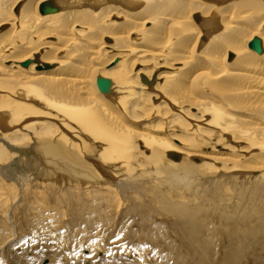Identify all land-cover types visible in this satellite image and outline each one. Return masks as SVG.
Wrapping results in <instances>:
<instances>
[{
  "label": "bare ground",
  "instance_id": "6f19581e",
  "mask_svg": "<svg viewBox=\"0 0 264 264\" xmlns=\"http://www.w3.org/2000/svg\"><path fill=\"white\" fill-rule=\"evenodd\" d=\"M43 1L0 0L10 238L41 195L87 247L106 246L91 235L112 212L149 244L161 215L192 264H211L217 235L219 264L263 246L264 0H50L58 9L42 12Z\"/></svg>",
  "mask_w": 264,
  "mask_h": 264
},
{
  "label": "rangeland",
  "instance_id": "374dc122",
  "mask_svg": "<svg viewBox=\"0 0 264 264\" xmlns=\"http://www.w3.org/2000/svg\"><path fill=\"white\" fill-rule=\"evenodd\" d=\"M21 199L23 200L24 197ZM44 202L46 203V196L38 195V203L40 204L33 205V208L31 207L27 214L22 215L21 213H16L12 217L16 234V237L13 239L10 238L12 232H7V224L1 223L0 264H175V260H181L180 262H182V264H190L192 261L191 255H189L190 251L187 247L188 245H184L187 244V242H183L184 244L180 243L184 240H180L175 232L167 227L161 215L160 217L158 215V217L155 216L154 218L155 223L162 226L159 227L160 230L157 229V235L154 236L156 238L155 242L151 244H149L148 241H144L143 232H141L133 222L124 225L127 219H124L121 214V217L118 216L116 219L114 218L113 221L110 220V218L113 217V212L110 218H108L110 214H107L108 216L105 215V218H99L98 216V220L101 219L100 221L102 222L99 228L92 232L91 236H98L104 238V240L106 239V246L103 248H96L87 247V243H85L84 240L86 237H84L85 233L81 232L79 229L71 231V229L64 224L67 219L61 211L56 213L52 211V209L51 214V212L43 210L46 205ZM40 208L41 210H39ZM107 222L109 223L108 225ZM129 231L133 232L135 238L131 237V239L127 237ZM213 234L216 238L217 234ZM159 237L161 238V243L163 241L162 245ZM8 239L10 242H8ZM214 240L213 243L217 245H211L208 260L211 264H219L222 259L221 255L224 248V241L219 235H217V238ZM158 242L161 246L158 245ZM213 246L215 248H213ZM212 248L214 250L217 248V250L214 251ZM211 251H214V253L212 252L211 254ZM233 252L235 253L238 251L232 249V253ZM4 257L5 259H3ZM253 257L257 258L258 261H254ZM239 259L233 261V264H264V245L262 246V244L260 245V242H258L255 250H251L248 247L244 248L240 253Z\"/></svg>",
  "mask_w": 264,
  "mask_h": 264
},
{
  "label": "water",
  "instance_id": "95a60500",
  "mask_svg": "<svg viewBox=\"0 0 264 264\" xmlns=\"http://www.w3.org/2000/svg\"><path fill=\"white\" fill-rule=\"evenodd\" d=\"M58 9V6L54 5L50 0H44L40 4V10L42 12H48V11H55ZM248 47L252 48L255 51H260V41L257 36L251 37V39L247 43ZM29 62V60L22 61V64L25 65ZM45 67H48L49 64H45ZM41 66H38L40 68ZM111 80L108 77H100L99 85L102 88V90H109L110 89Z\"/></svg>",
  "mask_w": 264,
  "mask_h": 264
}]
</instances>
